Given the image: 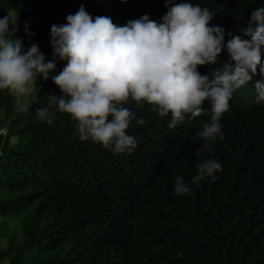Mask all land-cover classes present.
Instances as JSON below:
<instances>
[{"label": "trees", "instance_id": "1", "mask_svg": "<svg viewBox=\"0 0 264 264\" xmlns=\"http://www.w3.org/2000/svg\"><path fill=\"white\" fill-rule=\"evenodd\" d=\"M34 25L20 0H0L18 14L26 49L36 44L46 56L53 51L51 28L67 23L81 7L95 19L111 17L118 26L148 15L162 22L167 0H30ZM191 2L213 13L210 26H220L225 48L214 64L199 66L214 78L229 62L227 40L255 28L253 11L264 0H175ZM27 25V28L25 27ZM31 32L34 35H28ZM245 38L250 39V36ZM56 72L40 80L18 111L16 96L0 90V216L20 217L23 239L0 248V262L11 264H264V102H255V81L235 90L221 119L224 139L198 138L211 121V103L202 115L187 116L174 129L171 114L160 116L148 104L129 101L134 114L129 135L132 152L114 153L92 140H81L77 122L60 112L53 82ZM33 97H35L33 99ZM54 112L52 123L38 110ZM144 123H138L139 119ZM12 139H15L12 141ZM208 147L204 148L203 144ZM216 160V179L193 181L197 165ZM189 186L175 195V178Z\"/></svg>", "mask_w": 264, "mask_h": 264}, {"label": "clouds", "instance_id": "2", "mask_svg": "<svg viewBox=\"0 0 264 264\" xmlns=\"http://www.w3.org/2000/svg\"><path fill=\"white\" fill-rule=\"evenodd\" d=\"M167 3L171 6L159 23L144 15L118 26L108 16L93 19L81 7L66 17V24L52 26L53 55L67 63L51 77L63 93L58 99L54 95L51 103H58L59 111L77 122L81 140L90 139L114 153L132 152L137 140L127 132L135 119L125 107L130 100L137 106L150 105L162 117L171 114V129L187 116L202 115L204 102L210 101L211 121L197 136L212 142L224 139L220 119L230 109L233 92L253 77H260L255 81V102H264V7L252 13V20L258 22L255 28L250 26L244 36L227 40L230 60L222 73L216 71L210 79L198 67L217 61L225 48L224 30L210 26L214 16L206 7ZM17 21L12 14L0 18V90L24 97L34 91L38 76L49 79L56 63L45 62L36 44L24 50L23 40L16 37ZM16 108L28 112L29 104L17 102ZM54 115L48 109L38 110L39 118L49 124ZM197 169L194 182L206 177L215 180L221 164L210 159ZM173 191L179 196L190 189L177 176Z\"/></svg>", "mask_w": 264, "mask_h": 264}, {"label": "rangeland", "instance_id": "3", "mask_svg": "<svg viewBox=\"0 0 264 264\" xmlns=\"http://www.w3.org/2000/svg\"><path fill=\"white\" fill-rule=\"evenodd\" d=\"M20 5L23 9L27 10L29 14V23L31 25H34L36 22V13L35 10L31 4L30 0H20ZM2 14L7 16L8 14H12L15 17H18V14L11 10L10 8L5 7V9L2 11ZM18 25V31L16 32V37L19 39H22L19 29V23L17 21ZM17 25H10V27H16ZM24 50L27 51L26 46L24 44ZM59 60V57H54L53 51L45 56V62L48 61H54L56 63V69H57V62ZM56 69L50 72L49 76L53 75L56 72ZM42 76H38L37 83L42 80ZM33 84L32 87L35 89L36 84ZM30 96V95H29ZM29 96L24 97H16V102L24 103L27 101ZM3 118L2 115H0V120ZM2 127H0V130ZM15 139H12L14 141ZM16 141V140H15ZM5 192L0 190V198L4 196ZM23 239V227H22V220L20 217H2L0 216V248L2 250H6L9 246H17ZM0 264H11L9 259L5 258L3 259Z\"/></svg>", "mask_w": 264, "mask_h": 264}, {"label": "built area", "instance_id": "4", "mask_svg": "<svg viewBox=\"0 0 264 264\" xmlns=\"http://www.w3.org/2000/svg\"><path fill=\"white\" fill-rule=\"evenodd\" d=\"M7 134V129H6V127H2V129L0 130V137L1 136H4V135H6Z\"/></svg>", "mask_w": 264, "mask_h": 264}]
</instances>
